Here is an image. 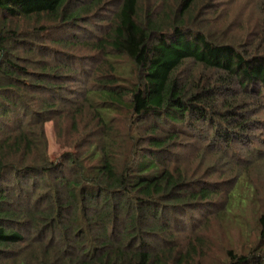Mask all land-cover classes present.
I'll list each match as a JSON object with an SVG mask.
<instances>
[{"label":"trees","instance_id":"16d2710c","mask_svg":"<svg viewBox=\"0 0 264 264\" xmlns=\"http://www.w3.org/2000/svg\"><path fill=\"white\" fill-rule=\"evenodd\" d=\"M226 1L0 0V264H264V214L245 253L209 230L264 178V0L235 36Z\"/></svg>","mask_w":264,"mask_h":264},{"label":"rangeland","instance_id":"374dc122","mask_svg":"<svg viewBox=\"0 0 264 264\" xmlns=\"http://www.w3.org/2000/svg\"><path fill=\"white\" fill-rule=\"evenodd\" d=\"M227 4L220 3L219 10L221 11L220 18L217 19V21H213L212 28L216 32L217 30L221 32L225 26L229 27V31L226 33L229 36H235L238 35L242 32V30L239 29V25L245 29L246 27L251 28L253 25L254 19L253 17H248L245 15L246 12L237 9L236 5L231 2V0L226 1ZM208 13L205 15L211 16L215 15L213 11L206 10ZM222 16H228V20L230 19L231 21L236 22V27L235 26H230L226 20L223 19ZM93 18H91V25H95L98 23L101 19H103L104 16L101 12V10H97L93 13L92 15ZM244 22L246 21V27L239 22ZM232 25V24H231ZM90 28V27H89ZM71 126V121L66 115H62L61 119H53L45 124L44 127V133L46 134L47 137V147L46 151L49 155V158L51 160H59L62 156V154L67 150V144L69 140V130ZM260 133L264 132V129L259 131ZM257 134V133H256ZM234 149L235 152L240 155L241 153L244 154L246 150L243 148L245 145L239 143L234 144ZM235 152L233 155L235 157H238L235 155ZM245 155V154H244ZM242 159V158H241ZM240 160V159H239ZM255 172H257L254 169ZM251 173L252 175V182L255 183L257 182L259 185V192L256 194L257 196V201L256 203L258 208H250L249 211H246V209L243 210L244 217L241 218L238 222L235 223L232 220H228L225 217L222 218H217V220L212 221V224L209 227V230L212 231V234L215 236L214 238L217 241V244L215 247H221L224 250L230 248L237 250L238 252L245 253L248 250L251 249V247L255 244L257 237H258V232H259V227L257 224V218L259 217L260 214H264V178H260L259 173ZM246 181H250V178L245 179ZM237 212V210L235 211ZM239 215V214H238ZM237 216V219L239 218ZM204 254L206 256H209L208 250L203 248ZM212 255L217 254V249L215 248L210 252ZM222 253V252H221ZM212 262H217L212 259H208Z\"/></svg>","mask_w":264,"mask_h":264}]
</instances>
